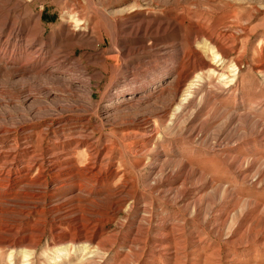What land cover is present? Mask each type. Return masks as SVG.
Listing matches in <instances>:
<instances>
[{
  "label": "rangeland",
  "instance_id": "374dc122",
  "mask_svg": "<svg viewBox=\"0 0 264 264\" xmlns=\"http://www.w3.org/2000/svg\"><path fill=\"white\" fill-rule=\"evenodd\" d=\"M91 2L0 0V151L18 157L28 146L40 160L88 121L106 149L101 175L117 172L94 188L95 178L77 172L60 186L47 162V185L34 197L25 193L36 167L8 196L0 172V264H264V0ZM134 4L141 14L126 19L119 54L109 11ZM114 68L113 90L143 96L136 105L101 99ZM189 70L191 89L172 108L189 103L171 123L161 108L175 75ZM80 71L90 77L89 100L63 80ZM143 119L152 132L134 128ZM75 151V164L85 166L84 149ZM184 164L198 175L171 184L168 173L179 175ZM83 232L87 242L68 241Z\"/></svg>",
  "mask_w": 264,
  "mask_h": 264
},
{
  "label": "bare ground",
  "instance_id": "6f19581e",
  "mask_svg": "<svg viewBox=\"0 0 264 264\" xmlns=\"http://www.w3.org/2000/svg\"><path fill=\"white\" fill-rule=\"evenodd\" d=\"M90 3L91 0H88ZM135 2V1H134ZM133 2V3H134ZM101 5V4H100ZM136 4L132 5L131 7L129 6L127 8L126 7H117L114 9H111L109 11V15L111 16V22H112V31H110L111 36H112V47L111 49H114L115 51H117L116 53L120 52L118 51L117 47H118V41L120 42L122 39L120 38V33L124 32L127 29V26L124 25L126 24L128 21H126V19H131L134 18L135 16H139V14H141V11H138V5L135 6ZM94 6V5H93ZM98 6V5H97ZM100 7V6H99ZM97 7V10L99 14H106V9L105 7L99 8ZM105 11V13H104ZM131 12H135L134 15H131ZM108 15V13H107ZM108 15V16H109ZM105 18V17H104ZM108 18V17H106ZM105 18V19H106ZM79 20V19H78ZM108 21V19H107ZM109 27V26H108ZM129 28V27H128ZM20 32V30H18ZM41 28L38 26L33 34V37L35 39L40 38L41 37ZM222 34L221 36H223L224 33H220ZM223 39V38H222ZM125 48V47H124ZM219 52V51H218ZM221 53V57L225 58L227 56V53L225 50H220ZM32 56H38L39 53L37 51H31L30 53ZM31 56V57H32ZM122 56V55H121ZM33 58V57H32ZM60 61V60H59ZM58 65H60V62L57 63ZM223 64V61L220 65ZM231 65V64H229ZM123 66V65H122ZM235 66V65H234ZM213 67V66H212ZM228 68V67H227ZM236 68V67H233ZM213 71L216 72V70L218 71L219 69L216 68V66H214ZM42 70V69H41ZM44 70V69H43ZM56 70V69H55ZM237 69H234L233 71V75L236 73ZM83 71H85V69H83ZM193 70H189L188 72H184V73H180L179 75L176 74L175 77L177 78V84H176V88L174 90H171L167 93V103H169L168 107L167 106H163L161 109V113L162 116L161 117H165L166 119L170 120L171 123L173 122L174 119L178 118L181 116V113L185 107V105L187 103H189V100H187V98H185L184 100H187V103H182L179 102L177 105H175L174 108H172L173 105V100L174 97L181 91V92H185V91H190L189 89H191L190 87V76L192 74ZM16 72L19 71H14V74ZM44 72V71H43ZM81 72V71H80ZM86 72V71H85ZM113 76L111 78L110 84L108 85L105 93L103 94L102 98L104 96H109L111 95L112 97H116L118 99H121L120 104L123 105V103H129V106L135 104L137 101H141V99L143 98V96H134L133 93H128L127 91H129V88H123L122 90L119 91H114L113 90V86L116 85V81H117V76L115 74V68L113 71ZM194 72V71H193ZM45 73V72H44ZM51 73V72H49ZM49 73L47 72V74L49 75ZM57 73V74H56ZM55 76L59 77L61 75H63L60 71L56 70ZM76 73V72H75ZM79 73V72H78ZM224 73V71H223ZM23 74V73H22ZM21 74V75H22ZM46 74V75H47ZM53 74V73H52ZM81 75H77V74H72L69 73L68 74V78H63V80H65V84L68 85H72V82H74V84L72 85L75 89L78 90H82V92L84 91L85 94V98L86 99H90L91 98V94H92V90L90 89L89 85V78L87 75H85V73H80ZM51 75V74H50ZM128 75H131V73H129L128 71ZM225 75V74H224ZM223 75V76H224ZM25 75L23 74L21 77V80H24ZM90 76V75H89ZM228 76V75H227ZM230 76V75H229ZM228 76V77H229ZM63 77V76H62ZM66 77V76H65ZM27 78V77H26ZM60 78V77H59ZM52 79V78H51ZM224 79V78H223ZM68 83V84H67ZM226 83V82H224ZM69 86V85H68ZM215 88V87H214ZM116 89V88H114ZM213 89V88H212ZM162 91V90H161ZM211 91V90H210ZM186 93V92H185ZM205 93V92H204ZM203 95L201 94L200 99L202 100L204 97H208V96H204L205 93ZM214 93V92H212ZM216 93V92H215ZM221 94V93H220ZM210 95V93L208 94ZM219 95V94H218ZM146 99V97H145ZM207 99V98H206ZM205 99V100H206ZM144 100V99H143ZM195 100V99H194ZM200 101V100H199ZM138 104V103H137ZM128 105V104H127ZM136 105V104H135ZM200 106V105H199ZM167 107V108H165ZM196 107V106H195ZM198 108V107H196ZM97 111L99 109V104H96V108ZM192 112L188 113L189 116H192L193 112V107L191 108ZM171 110V111H169ZM196 110V109H195ZM190 111V110H189ZM199 111V110H198ZM96 112V111H95ZM197 114V113H195ZM243 116V115H242ZM195 117V116H192ZM234 118H238L239 116H234ZM241 118V117H240ZM245 118V117H244ZM84 119V118H83ZM81 120V118L79 119ZM138 121V120H137ZM236 122V121H235ZM238 122V121H237ZM87 122H83L81 121L80 123H78V125L75 127L76 131H74L69 137L64 138L60 137L63 139V141L61 143H59V147L57 151H53L51 152V148L46 147L45 150L43 151V153L41 154V159L40 160H36L35 158H33V156H31V153L33 152L32 150H30V148L24 147L21 152H20V156H16L11 154V151L8 149H4L2 151H0V172L4 173L6 175V177L2 178L4 179L1 184L2 186H5V188H7V190H5L6 192L4 193V195H10L12 193V190H14L13 188H15L14 186H18L21 183L26 182L28 179H31V171L36 167V179L34 181H32L31 184L26 182V186L29 187V191H26V195L30 196V197H34L37 194H40L39 188L41 187V185L46 186L47 183L45 182V178H46V173L44 170V166L47 162L50 163V172L54 173L53 176V181L54 182H58L61 183L60 186H65L67 184H69V181L71 182V178H73L74 176H77L75 173H81L86 177H93L95 178V184L92 185L94 188L95 185L102 179V178H106L108 179V177H115L117 176V172L114 169H110L108 175H101V171L102 168L104 166V159L106 158V153H103V151H105V147H101L98 145L97 141H93L92 139V135L91 132L88 131L89 127H87ZM174 124V123H173ZM246 124V123H245ZM74 126V125H72ZM134 128L138 131V130H142L144 132L145 129H148V132H152V129L150 128V125H148V120L147 119H143V120H139L137 123L133 124ZM46 129H52V126L50 123L47 122V124H45ZM60 126L55 128V130L57 132L62 131ZM63 129V128H62ZM70 129V128H69ZM74 129V128H73ZM53 130V129H52ZM142 132V133H143ZM133 135H137V132ZM142 135V134H141ZM115 136V135H114ZM120 136V135H119ZM125 136V135H124ZM123 136V137H124ZM130 136V135H128ZM119 138V137H118ZM124 140V138H123ZM120 143V142H119ZM107 145V144H106ZM121 145V144H120ZM71 146L73 148H71ZM143 146V145H142ZM81 148L82 151L84 149V152L81 154L84 158V161L86 160V165L83 167L78 168L77 165L75 164V157L76 155H73V153H75L77 149ZM107 152V151H106ZM78 153V152H77ZM102 153L104 155H102ZM122 153V152H121ZM33 154V153H32ZM50 154L51 156H55L56 161L53 160H46L45 158L43 159L42 157H45L46 155ZM53 154V155H52ZM79 155V154H78ZM78 158V157H77ZM49 159V157H48ZM118 163V162H117ZM188 165L186 166V164H184L182 171L180 172L179 175H177V173L175 172V170H173V172L168 173L169 176H173L171 184L174 182H177L179 180V178L182 179V185H186L189 181H191V179H193L194 177H196L198 175V173L196 171H192L190 169L187 168ZM255 168V167H254ZM175 169V168H173ZM251 169V168H250ZM249 170V169H248ZM10 171H13L15 176H10ZM47 171V170H46ZM160 173L163 172L162 168H159L158 170ZM175 175V176H174ZM2 176V175H1ZM35 177V176H34ZM78 178V177H77ZM160 177L157 178V180L155 182H158ZM33 180V179H32ZM93 180V179H92ZM77 187L82 190L81 188L84 187L83 184H81L79 182V184H77ZM42 188V187H41ZM86 188V187H85ZM46 189V188H45ZM42 191V190H41ZM87 191V190H86ZM91 191V190H89ZM24 193V192H23ZM186 193V192H184ZM184 193L181 195L180 198L183 200L184 199ZM41 196V195H39ZM196 199H194L195 201ZM65 201V200H64ZM193 200L191 201L194 202ZM196 202V201H195ZM119 203V202H118ZM112 204V203H111ZM196 203H193V206H195ZM35 206V205H34ZM33 206V207H34ZM116 206V205H115ZM37 207V206H36ZM190 207V206H189ZM201 207V206H200ZM35 208V207H34ZM111 207L109 206V209ZM113 208V207H112ZM117 208V207H116ZM199 208V207H197ZM108 208H106L107 210ZM114 209V208H113ZM52 211H55L52 207H51ZM58 209H56L57 211ZM115 210V209H114ZM201 210V209H200ZM201 212V211H200ZM55 213V212H54ZM57 219V217H55ZM58 221V219H57ZM96 221V218H90L88 219L87 223H82L81 225L83 227H86L88 224H92L93 222ZM61 221H58V223H60ZM68 226H70V224H68ZM70 228V227H69ZM78 229V228H77ZM80 232V231H79ZM87 233L80 234V233H72L71 235H69V242L71 243H76V242H83V241H88L90 240L88 235H86ZM12 240V239H11ZM9 241V240H8ZM9 243V242H8ZM12 243V241H11ZM16 243V242H15ZM85 243V242H84ZM14 244V243H13ZM12 244V245H13ZM79 244V243H78ZM11 246V245H10ZM15 246V245H14ZM13 246V247H14Z\"/></svg>",
  "mask_w": 264,
  "mask_h": 264
}]
</instances>
